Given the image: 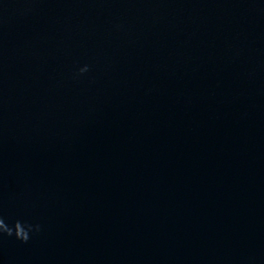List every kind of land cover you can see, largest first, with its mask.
Here are the masks:
<instances>
[{
	"label": "water",
	"instance_id": "95a60500",
	"mask_svg": "<svg viewBox=\"0 0 264 264\" xmlns=\"http://www.w3.org/2000/svg\"><path fill=\"white\" fill-rule=\"evenodd\" d=\"M0 218V264H264V0H0Z\"/></svg>",
	"mask_w": 264,
	"mask_h": 264
},
{
	"label": "clouds",
	"instance_id": "9594fccd",
	"mask_svg": "<svg viewBox=\"0 0 264 264\" xmlns=\"http://www.w3.org/2000/svg\"><path fill=\"white\" fill-rule=\"evenodd\" d=\"M86 71V69H84ZM32 231V226L21 221H16L12 227H8L2 218H0V235L12 236L26 243L29 239V233Z\"/></svg>",
	"mask_w": 264,
	"mask_h": 264
}]
</instances>
